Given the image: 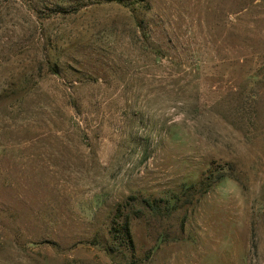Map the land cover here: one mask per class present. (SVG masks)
Instances as JSON below:
<instances>
[{"label":"rangeland","instance_id":"obj_1","mask_svg":"<svg viewBox=\"0 0 264 264\" xmlns=\"http://www.w3.org/2000/svg\"><path fill=\"white\" fill-rule=\"evenodd\" d=\"M0 264H264V0H0Z\"/></svg>","mask_w":264,"mask_h":264},{"label":"trees","instance_id":"obj_2","mask_svg":"<svg viewBox=\"0 0 264 264\" xmlns=\"http://www.w3.org/2000/svg\"><path fill=\"white\" fill-rule=\"evenodd\" d=\"M115 233H117V231H115L113 229V233H112L113 236H114ZM120 233L124 236L126 244H128V243L131 244V236H130L131 232H130V227H129L127 222L123 225V229H122V231ZM112 240H114V239H112Z\"/></svg>","mask_w":264,"mask_h":264}]
</instances>
